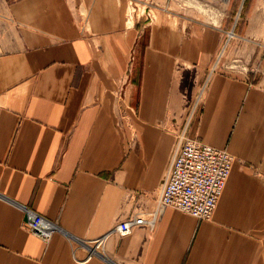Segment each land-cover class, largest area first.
Instances as JSON below:
<instances>
[{"label":"crops","instance_id":"crops-1","mask_svg":"<svg viewBox=\"0 0 264 264\" xmlns=\"http://www.w3.org/2000/svg\"><path fill=\"white\" fill-rule=\"evenodd\" d=\"M127 1L90 0L83 29L72 0H0V264H264V0L241 1L242 24L129 25ZM226 20L230 56L250 69L212 74L188 128L234 156L215 208L199 219L164 206L152 228L120 236V219L155 204L183 98ZM24 208L54 221L47 240Z\"/></svg>","mask_w":264,"mask_h":264},{"label":"built area","instance_id":"built-area-1","mask_svg":"<svg viewBox=\"0 0 264 264\" xmlns=\"http://www.w3.org/2000/svg\"><path fill=\"white\" fill-rule=\"evenodd\" d=\"M232 32V36H233ZM227 45V41H224ZM216 71L215 63L206 72L203 85ZM192 115L195 106H191ZM233 156L223 148L212 146L181 131L180 139L173 144L171 155L165 168L163 182L156 197L155 208L150 216L136 210L120 219L114 226L115 232L124 236L139 225L150 226L153 217L164 206L173 207L199 219H208L223 189L230 170ZM29 208H24L23 224L38 237L47 240L56 225ZM107 235L93 240L91 248L101 247Z\"/></svg>","mask_w":264,"mask_h":264},{"label":"rangeland","instance_id":"rangeland-1","mask_svg":"<svg viewBox=\"0 0 264 264\" xmlns=\"http://www.w3.org/2000/svg\"><path fill=\"white\" fill-rule=\"evenodd\" d=\"M75 7H80L82 5V9H79L80 11L77 12V15L79 16V20L81 21V26L83 29H85L84 21H85V15H86V9L89 5L90 0H72ZM232 1V3H231ZM239 0H226L224 3L222 0H128L126 2L125 7V16H126V24H131L134 17H138L137 20H140L142 24L147 23L149 20L152 19V21H158L160 20V16H163L164 18H167L168 20L174 21L176 20V15H179L181 17H186L189 19L194 20H202L205 21L208 24H217L220 18H230L229 20H232V17H234V24L236 21L246 22L247 19H243V17L246 15L247 12V6L244 7V3L240 4L238 3ZM237 4V5H236ZM236 5V7H235ZM239 5V6H238ZM242 18V19H241ZM248 18V14L246 16ZM166 19V20H167ZM230 21L226 20V24L224 26V29L221 31L220 41L218 48L216 50V53L210 60L209 65L206 68V72L208 68L211 66V64L215 63L216 71H224L227 73H232L234 75H242L244 76L250 69V64L247 60V57L245 56L242 58L240 57H231V53L235 49V47H238L237 44H235L236 36H232V32L236 34L237 30H235L234 27L228 29L226 27L229 26ZM233 24V26H234ZM222 25V24H221ZM244 25V23H243ZM229 36L232 37L229 39ZM227 38L230 40L228 41V44L225 45L224 41H227ZM226 39V40H224ZM238 41V40H237ZM235 44V46H233ZM231 50V51H230ZM236 50V49H235ZM242 51L248 52V47L244 46L241 48ZM230 51V53H229ZM133 61V55H130V58L128 60V68L127 70H130V65ZM234 61H238V65H234ZM214 72V73H215ZM213 73V74H214ZM212 75V74H211ZM210 75V76H211ZM192 74L189 70L184 71L182 74V86H186L189 88L192 85ZM210 78V77H209ZM205 78H201L200 81L197 84V87H205L203 85ZM206 85V84H205ZM201 95L195 94L192 97L184 96V102H182V106L184 114L182 118V122L180 125V128L176 132L175 138L173 140V144L177 143V141L180 139L181 131L184 130V135L186 137H192L197 140L202 141L198 137L190 136L188 134V128L191 123L192 115L189 116L190 111H192L191 106H195L194 109L197 107V105L200 102ZM188 98V100H187ZM204 142V141H202ZM206 143V142H205ZM172 144V147H173ZM214 146V145H212ZM218 147V146H215ZM223 148L227 150L226 147H218ZM228 151V150H227ZM229 152V151H228ZM171 155V154H170ZM233 156V155H232ZM170 158V156H169ZM234 158V156H233ZM165 174V171H164ZM164 178V175H163ZM162 178V182H163ZM161 182V184H162ZM161 187V185H160ZM160 190V188H159ZM159 193V191H158ZM157 193V195H158ZM156 195V197H157ZM156 197H155V204H156ZM218 200V199H217ZM154 206L148 210H138L142 212L145 216H150L152 214ZM161 210V209H160ZM159 210V212H160ZM136 211V210H133ZM131 211V212H133ZM129 212V214H131ZM151 212V213H150ZM154 212V211H153ZM158 213L155 214L153 217V223L148 226V228H152L154 222L157 219ZM150 213V214H149ZM128 215V214H127ZM126 215V216H127ZM124 218V217H123ZM33 233V232H32ZM34 234V233H33ZM37 236V235H36ZM51 236V235H50Z\"/></svg>","mask_w":264,"mask_h":264},{"label":"bare ground","instance_id":"bare-ground-1","mask_svg":"<svg viewBox=\"0 0 264 264\" xmlns=\"http://www.w3.org/2000/svg\"><path fill=\"white\" fill-rule=\"evenodd\" d=\"M203 78H208V77L204 74V75H203ZM203 91H204V87H198V92H197V94H198V95H201ZM97 248H100V246L97 247ZM91 251H93V250H91ZM91 251H89L88 254H91Z\"/></svg>","mask_w":264,"mask_h":264}]
</instances>
